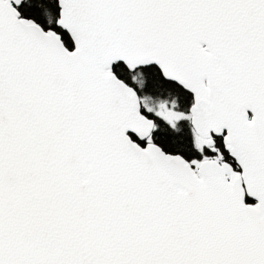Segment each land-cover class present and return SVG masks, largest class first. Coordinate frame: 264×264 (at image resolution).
I'll return each mask as SVG.
<instances>
[{
    "label": "snow or ice",
    "instance_id": "snow-or-ice-1",
    "mask_svg": "<svg viewBox=\"0 0 264 264\" xmlns=\"http://www.w3.org/2000/svg\"><path fill=\"white\" fill-rule=\"evenodd\" d=\"M0 264H264V0H0Z\"/></svg>",
    "mask_w": 264,
    "mask_h": 264
}]
</instances>
